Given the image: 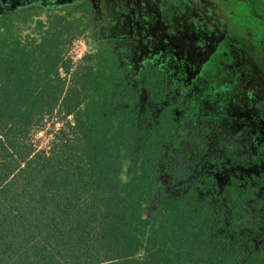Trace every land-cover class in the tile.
I'll return each mask as SVG.
<instances>
[{"label": "trees", "instance_id": "1", "mask_svg": "<svg viewBox=\"0 0 264 264\" xmlns=\"http://www.w3.org/2000/svg\"><path fill=\"white\" fill-rule=\"evenodd\" d=\"M87 29L75 9L0 15V264H264L249 204L261 180L171 170L165 81L134 87L99 48L73 65Z\"/></svg>", "mask_w": 264, "mask_h": 264}, {"label": "flooded vegetation", "instance_id": "2", "mask_svg": "<svg viewBox=\"0 0 264 264\" xmlns=\"http://www.w3.org/2000/svg\"><path fill=\"white\" fill-rule=\"evenodd\" d=\"M136 1L132 22L117 0H0V15L75 9L88 23L80 37L94 42L86 52L99 48L113 57L134 87L146 74L160 76L164 86L156 91L170 98L165 103L179 138L170 139L167 166L179 162L187 178L211 173L219 185L232 175L260 179L249 204L261 226L254 250L264 260V0ZM111 18L118 30L107 33ZM142 86L140 105L150 95ZM158 203L155 197L147 208Z\"/></svg>", "mask_w": 264, "mask_h": 264}, {"label": "rangeland", "instance_id": "3", "mask_svg": "<svg viewBox=\"0 0 264 264\" xmlns=\"http://www.w3.org/2000/svg\"><path fill=\"white\" fill-rule=\"evenodd\" d=\"M135 3H134V2ZM136 0H117L118 7L123 9V16L125 18L130 19L129 22H132L134 18L138 15L139 6ZM43 3V2H40ZM59 3H52V8H57ZM1 12V10H0ZM108 31L107 33H111L112 31L118 30V22L115 18H111L108 20ZM153 38V36H150ZM93 39L91 37H79L74 40L71 44L70 49L67 53V56L72 60L73 65H76L80 58L84 55V53L89 50V47L92 43ZM60 117H54L52 121L46 122L44 128L40 129L39 132L35 133V142L39 147H44L48 144L49 135L47 134L46 128H51V126H55L56 128L60 125L59 122ZM53 122V124H52Z\"/></svg>", "mask_w": 264, "mask_h": 264}]
</instances>
